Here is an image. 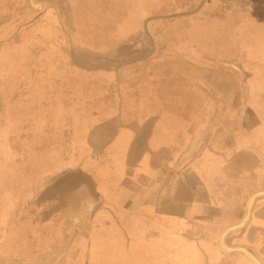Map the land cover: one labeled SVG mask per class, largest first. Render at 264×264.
<instances>
[{
  "label": "crops",
  "instance_id": "1",
  "mask_svg": "<svg viewBox=\"0 0 264 264\" xmlns=\"http://www.w3.org/2000/svg\"><path fill=\"white\" fill-rule=\"evenodd\" d=\"M129 1L139 11L125 20L134 25L127 36L136 44L132 50L95 55L98 62L85 60L83 55L88 52L71 46L67 63L72 65L74 56L83 58L89 66L83 68L95 73L96 79L68 84L60 81L66 73L55 76L47 71L50 81L46 77L36 81L31 94L37 112L44 109L43 103L53 106L51 115L46 111L34 116L33 132L77 135L78 149L83 152L72 160L76 167L57 177H70L72 188L64 197L68 202L82 197L83 207L72 210L65 203L47 223H39L37 208L48 203L38 196L60 178L45 175L39 188L35 176L32 190L4 202L7 211L1 215L0 232L18 226L17 219H12L14 213L30 210V237L36 232L46 236L48 230L53 232L60 223L73 219L67 215L74 211L90 218L83 216L73 227L66 224L62 237L52 234V240L36 246L22 262L37 264L39 258L53 257L56 247L63 245L67 264H90L91 257L98 258L100 245H105L103 230L114 224L119 228L117 235L126 236L127 249L134 239L153 241L159 247L156 255L151 253V260L142 255L143 263L242 264L239 257H246L226 254L219 237L227 227L242 221L249 197L264 190V54L250 55L251 49L243 44L252 34L244 28L264 24V0ZM199 14L233 22L235 39L228 35L221 40L217 35L205 38L200 33L178 52H166V39L174 30L152 23L172 18L179 21L180 31L195 27ZM260 33L256 37L264 43V31ZM115 113L119 115L113 127L118 128L121 119L123 129L117 134L106 131L108 137L104 133L96 136L103 146L98 151L90 144V136L109 118H116ZM111 143L115 147L108 150ZM176 193L181 210L174 216L165 213L164 206ZM123 195L125 202L121 201ZM25 197L28 202L23 201ZM109 207L121 209H116L117 222L112 221ZM72 230H76L73 235ZM240 230L237 238L243 245L255 252L264 248V197L255 201L249 222ZM33 244H38L36 238ZM13 255L0 253V263L17 264Z\"/></svg>",
  "mask_w": 264,
  "mask_h": 264
},
{
  "label": "rangeland",
  "instance_id": "2",
  "mask_svg": "<svg viewBox=\"0 0 264 264\" xmlns=\"http://www.w3.org/2000/svg\"><path fill=\"white\" fill-rule=\"evenodd\" d=\"M138 12L136 5L129 0H0V222L2 221L1 215L7 211L5 204L11 200L13 195H26L32 190L31 185L34 184L40 188L41 184H44L41 183L42 178L47 179L49 176L50 179V175L60 179L54 181L57 183L48 188V193L42 191V194L38 196L39 201L48 203L47 207L42 204L37 208L41 217L39 223L43 221L47 223L50 216L54 214V210L56 212L62 209L61 207L62 205L65 206V203L66 207L70 206L72 210L83 207L82 197L79 200L73 199L72 202H68L64 197L67 195L65 193L72 188L69 182L70 177H57L74 167L77 163L72 161L73 158H79V152H83V150L78 149L79 144L75 139L77 135L75 136L73 132L65 134L33 132L31 124L33 120L35 121L34 116L36 114L41 116L46 111L51 115L53 106L49 103H43L44 109L37 112L35 101L31 100V94L37 85L36 81L45 78L47 71L55 76L56 73H66L60 81H69L68 84L71 81H94L97 76L95 73L85 70L89 66L85 65L86 62L82 61L83 58L98 61L95 55L110 51L124 54L128 50H132L136 44L130 43L127 36L130 35V31L132 32L134 25H128L125 20L133 18ZM201 14L198 15L201 18L197 20L195 27L192 28V25H189V28H182L180 31L177 30L179 21L172 18H162L152 23L159 24L166 30H174L166 39V52L171 54L178 52L183 48L182 44L196 40L195 36H199L200 33L201 35L205 34V38L217 35L221 40L224 35H228L229 39L231 37H233L232 40L235 39L233 29H237V27L234 26L233 22L226 23L222 16L210 18L203 17ZM259 24L260 26L255 24L256 26L244 28L247 32L252 33L248 34L243 42L248 49H251L250 55L256 53L259 56L260 51H262L261 55L264 54V43H261L263 40H258L259 37H256L257 33L261 34L260 32L264 31V24ZM217 31L227 33H217ZM173 34H177L175 35L177 37L171 38ZM254 41L257 42V47L253 46ZM194 44L192 43L190 46ZM140 45L139 42L138 46ZM71 46L80 48L83 53H88L83 55V58L74 56L75 62L71 59L73 64L69 65L67 52ZM252 50L253 52H251ZM97 67L106 69L109 68V65ZM48 79L49 76L46 77V80ZM74 85L76 82H73L71 87L73 88ZM37 104L39 107L41 106V103ZM73 106L74 103L71 102V109H74ZM115 114L117 115H114L116 118L107 119L108 121L97 128L96 136L101 133L109 134L106 131L111 132L113 130L114 133L111 132L110 134H117L122 131L123 124L121 122L123 120L121 119L118 120L120 122L119 127H113L114 120L118 119L119 115ZM100 115L103 116L104 113ZM115 128L116 130H114ZM123 132L125 133V131ZM78 141L80 142V140ZM89 142L98 151L103 147L93 134H91ZM111 144L106 147L108 150L115 147L114 144ZM35 176H37L36 183L33 184ZM88 182L89 179L85 181V183ZM91 196L93 195L91 194ZM46 197L47 201L45 200ZM84 198L88 199L89 195ZM27 199L25 197L23 201L28 202ZM126 199V195H123L121 201L125 202ZM167 203L168 205L164 206L165 213L175 216L177 211L181 210V207L177 206L179 204H177V193ZM117 208H108L109 213L113 216L112 221L115 220L116 222V217L119 215ZM101 209L99 208L97 211ZM118 210L121 209L118 208ZM31 215L30 210L28 212L19 210L12 216V219H17L18 226L16 228L15 226L12 228L7 226L6 232H0V235L3 236V240L0 242V253L7 252L10 257L14 254L19 260L17 264H28L22 260L26 259L27 261L30 257L29 254L34 252L36 246L52 240V234L55 238L62 237L65 233L63 227L66 228V224L68 226L71 224L73 227L75 224L81 223L83 216L86 219L90 218V215L87 214H75L74 211H68L67 216L73 219L66 220L67 222L64 224L60 223L58 228L52 229L53 232L48 230L46 236L37 232L35 236L32 232L33 236L30 237L29 219L32 217ZM102 218L103 220L107 219L106 216H102ZM0 227H3V223ZM118 229V226L113 224L112 228L108 227L103 230L106 236L105 245H100L101 250L98 251V258L91 257L90 264H142V255L149 256L151 260V253L156 255L159 252V247L153 241L140 243L135 239L131 241L132 243L129 241L127 249L128 240L125 235H117ZM70 233L73 235L76 230H72ZM35 238L37 245L33 244ZM64 249L63 245L57 246L53 257L39 258L37 264H67L68 262L64 261ZM132 253L133 256H130ZM245 259L239 257L238 260L242 264H252L248 259ZM145 261L147 262L148 258ZM147 263L149 264V262ZM11 264L15 263L12 262Z\"/></svg>",
  "mask_w": 264,
  "mask_h": 264
},
{
  "label": "water",
  "instance_id": "3",
  "mask_svg": "<svg viewBox=\"0 0 264 264\" xmlns=\"http://www.w3.org/2000/svg\"><path fill=\"white\" fill-rule=\"evenodd\" d=\"M264 197V190L255 192L254 194H252L247 203H246V209H245V215L242 219V221H240L239 223H236L234 225H231L229 227H227L222 234L219 237V245L221 247V249L228 254H242L244 255L252 264H264V262L257 257L253 252H251L247 247L245 246H229L226 243V238L229 234H231L232 232L238 231L240 229H242L250 220L251 217V211H252V207L255 203V201L259 198Z\"/></svg>",
  "mask_w": 264,
  "mask_h": 264
},
{
  "label": "flooded vegetation",
  "instance_id": "4",
  "mask_svg": "<svg viewBox=\"0 0 264 264\" xmlns=\"http://www.w3.org/2000/svg\"><path fill=\"white\" fill-rule=\"evenodd\" d=\"M96 133L94 132L93 133V136L94 137H96V135H95ZM100 136V135H99ZM102 136H109V134H102ZM241 232V230H239V231H237V232H235V233H231V234H229L228 236H227V238H226V243L229 245V246H238V245H240V246H245V245H243L242 244V240H240V238H237V234L238 233H240ZM236 237V238H235ZM246 247V246H245ZM248 248V247H247ZM251 252H253L256 256L258 255V254H260V256L264 259V248H262L260 251H258V249H256V252L253 250V249H251V248H248ZM258 257V256H257ZM264 262V261H263Z\"/></svg>",
  "mask_w": 264,
  "mask_h": 264
}]
</instances>
